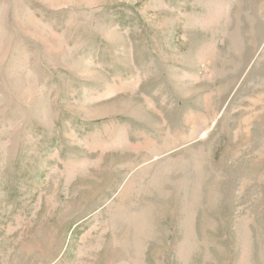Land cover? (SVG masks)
<instances>
[{"label": "rangeland", "instance_id": "1", "mask_svg": "<svg viewBox=\"0 0 264 264\" xmlns=\"http://www.w3.org/2000/svg\"><path fill=\"white\" fill-rule=\"evenodd\" d=\"M0 264H264V0H0Z\"/></svg>", "mask_w": 264, "mask_h": 264}]
</instances>
